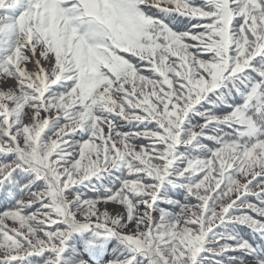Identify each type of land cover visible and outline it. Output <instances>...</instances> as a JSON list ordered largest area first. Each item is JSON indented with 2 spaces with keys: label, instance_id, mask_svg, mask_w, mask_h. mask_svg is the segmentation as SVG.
Segmentation results:
<instances>
[{
  "label": "snow or ice",
  "instance_id": "obj_1",
  "mask_svg": "<svg viewBox=\"0 0 264 264\" xmlns=\"http://www.w3.org/2000/svg\"><path fill=\"white\" fill-rule=\"evenodd\" d=\"M0 264H264V0H0Z\"/></svg>",
  "mask_w": 264,
  "mask_h": 264
}]
</instances>
